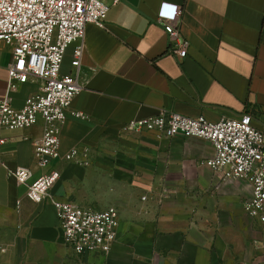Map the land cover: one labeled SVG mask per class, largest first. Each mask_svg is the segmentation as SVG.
<instances>
[{
  "label": "crops",
  "instance_id": "1",
  "mask_svg": "<svg viewBox=\"0 0 264 264\" xmlns=\"http://www.w3.org/2000/svg\"><path fill=\"white\" fill-rule=\"evenodd\" d=\"M164 4L183 13L184 59L158 19ZM75 49L63 74L73 71ZM12 61L0 43V101L9 96L21 109L41 83L9 91ZM81 77L71 112L84 117L69 115L60 160L49 168L40 169L34 156L43 121L0 128V264H264V224L243 209L252 186L223 181L205 165L215 154L211 142L127 131L166 110L212 123L250 114L264 133V0H120L104 27L87 26ZM74 150L84 164L65 159ZM19 168L30 169L32 180L58 171L52 194L59 200L116 207L111 253L81 256L67 247L53 206L32 202L10 175Z\"/></svg>",
  "mask_w": 264,
  "mask_h": 264
},
{
  "label": "built area",
  "instance_id": "2",
  "mask_svg": "<svg viewBox=\"0 0 264 264\" xmlns=\"http://www.w3.org/2000/svg\"><path fill=\"white\" fill-rule=\"evenodd\" d=\"M119 3L120 0H0V43L13 54L8 66V89L31 81L41 83L39 92L29 97L21 109L13 106L9 96L0 101V128L25 130L44 122L43 135L34 150L40 169L60 160V134L69 115L84 117L72 113L71 105L84 89L81 69L86 28L89 24L104 27L110 9ZM168 7L173 8L171 13L166 12ZM182 15L179 6L164 4L158 16L170 37L173 53L180 59L187 57L190 48V42L181 34ZM73 45V71L63 74L67 51ZM127 131L154 132L160 138L182 135L211 142L215 154L205 165L220 174L223 181H248L252 198L244 204V212L264 224V133L253 126L250 114L212 123L203 116L189 118L163 110L155 117L132 122ZM80 156L79 150H74L65 159L84 164ZM10 175L27 186V197L32 202L53 206L64 244L77 255L111 253L120 223L116 207L100 211L57 199L52 189L60 179L58 171L35 180L27 168Z\"/></svg>",
  "mask_w": 264,
  "mask_h": 264
}]
</instances>
